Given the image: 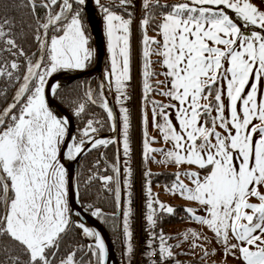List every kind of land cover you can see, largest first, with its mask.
I'll use <instances>...</instances> for the list:
<instances>
[{
	"label": "snow or ice",
	"instance_id": "snow-or-ice-1",
	"mask_svg": "<svg viewBox=\"0 0 264 264\" xmlns=\"http://www.w3.org/2000/svg\"><path fill=\"white\" fill-rule=\"evenodd\" d=\"M86 3L9 0L0 6V264H106L102 233L83 213L113 228L121 255L131 264L130 169L124 167L121 183L119 148L111 164L100 154L105 169H111L108 175L100 172V160L83 180L80 173L73 176L71 165L112 142L122 146L127 165L131 121L124 101L130 99L137 0H95L108 60L95 77V88L93 77H88L87 88L84 81L67 83L72 80L68 74L87 70L96 53L83 16ZM20 9L26 10L23 21L10 15ZM139 9L142 157L175 164L177 171L169 174L173 179L164 190L189 202L174 206L161 201L152 192L151 177L164 174L145 168L148 236L141 255L149 264H191L177 255H195L197 248V259L210 254L199 243L209 240L201 232L185 229L178 233L183 241L170 244L174 237L156 230L166 214L179 211L181 219L206 226L225 255L238 256L243 264H264V0H139ZM148 28L159 39L149 37ZM153 63L163 71H155ZM156 75L164 76L156 81L163 88L151 83ZM113 92L116 107L108 99ZM153 92L169 102L150 99ZM149 103L152 125L170 147L149 146L159 142L147 136ZM90 106L106 115L88 111ZM106 126L113 134L99 136ZM93 180L109 194L114 211L105 213L82 195L81 186L86 193ZM121 209L122 228L117 217ZM189 239L193 251H173Z\"/></svg>",
	"mask_w": 264,
	"mask_h": 264
},
{
	"label": "trees",
	"instance_id": "trees-1",
	"mask_svg": "<svg viewBox=\"0 0 264 264\" xmlns=\"http://www.w3.org/2000/svg\"><path fill=\"white\" fill-rule=\"evenodd\" d=\"M6 2H9V0H0V6H2V4L6 3ZM94 2H95V0H94ZM109 2L115 3L116 1H102V3H109ZM162 2H164V1H162ZM169 2H170V0H169ZM25 13H26V10L20 9V10H13L12 12H10V15L15 16L17 21H23L24 19H26V14ZM0 14H2V12H0ZM139 14H140V9H139L138 14H137V19H134L133 22H132V25H131V72H132L131 76H133L134 67H135V63H136V67H137L138 73H139V96H140V99H141V76H140V49H141L140 40H141V34H140L139 26H138ZM83 16H84V13H83ZM147 33H154L155 34L156 32L153 31L152 28H148ZM151 60L152 61H156L157 57L151 58ZM151 67L155 71L161 72L160 64L153 63L151 65ZM154 77L155 76L151 77V82H152L154 87L158 88L157 87V83H156V78L154 79ZM94 80H96L95 77H93V79L91 81L92 86H93ZM78 81H84V87L87 88V86H88V77L74 79L71 82H69L68 84H74V83H76ZM153 93H155V92H153ZM62 94L68 95L69 93H67V90H64L62 92ZM114 94L115 93L113 92L112 93L113 97H114ZM71 95H76V93H72ZM66 109H68V108H66ZM68 111L71 113V111L69 109H68ZM88 111H91V112L96 113L98 115H106V114H104L102 112V109L96 108V107H91L90 106ZM71 115H72V113H71ZM85 119H87V114L85 115ZM76 125H77V121L74 119L75 130H76ZM109 131H110V128L108 126H106L99 133H106V132H109ZM101 153H105V155L107 156V159H108L110 164L115 162V156H116L117 152H116V149H115L113 143H110L106 147L105 146H98L96 149L90 151L87 154H84L82 156V158L80 159V161L78 163L77 173H80V177L79 178L81 180H83L88 175V169L89 168H92L93 171L96 170L95 167H94V161H96V160H100V172L102 174L108 175V174L111 173V169L110 168L109 169H105V161H104V158L101 157V155H100ZM174 172H176V170L166 169V168L158 170V171H155V172H152V173H163L164 174V175H160V176L153 175L151 177L152 185L157 184V181H159L160 184H165L166 181L172 180L173 177L171 175H169V174L170 173H174ZM120 176H121V182H122V175L120 174ZM81 193H82V195L90 196L93 200H95L97 206L101 207V209L105 213H110V212L114 211V208H113V206H112V204L110 202L111 198L109 197V194L106 191H102L100 189V181L93 180L91 185L87 189L86 193H85V189H84V187L82 185L81 186ZM98 193H99V198L97 196ZM117 217H118V223L121 225V217L120 216H117ZM181 220H183V219H181V216L167 215L166 214L164 216L163 223L164 222L176 223V222H179ZM163 223H162V225H163ZM102 224L105 226V228L107 229V231L109 232V234H110V236L112 238L113 244H114L115 249L117 251L119 264H125L126 260L121 255V253L123 251L121 242H120V240H118L116 238L117 233L113 230V228L111 226L106 225L103 222H102ZM84 243H85V241H84ZM210 264H216V263H210Z\"/></svg>",
	"mask_w": 264,
	"mask_h": 264
},
{
	"label": "built area",
	"instance_id": "built-area-1",
	"mask_svg": "<svg viewBox=\"0 0 264 264\" xmlns=\"http://www.w3.org/2000/svg\"><path fill=\"white\" fill-rule=\"evenodd\" d=\"M138 8H139V2H138L137 9ZM128 94L130 95V99L127 101H124V105L129 108V112H130L131 150H130V153L128 154L127 165H126L125 164L126 157L123 153L122 146H120L118 166L120 169V174L122 175V182H123V176L125 175L123 171L124 167L127 166L130 169L127 175L129 177V186H130L129 188V191H130L129 226L132 231L131 242H132V248H133V252L131 255V264H149V258H143L141 255L142 251L144 250L145 241L147 240V236H148V233H147L148 225L146 224V221L144 219V216L148 210L145 206L144 193H143V184H144L143 171L145 170L146 167L142 165L141 154H140L141 125H140V112H139L138 76L136 72L134 76L131 78ZM117 111H118V108H117ZM151 188H152V192L156 194L154 187L152 185V182H151ZM120 217H121V228H122V224H123L122 209L120 210ZM160 228H162L161 224L158 223L156 230L159 231ZM165 234L167 233L165 232ZM168 243L172 244L171 240H169ZM150 259H153V260L156 259V254L153 253ZM176 259L179 260L178 256L176 257ZM125 264H128V261Z\"/></svg>",
	"mask_w": 264,
	"mask_h": 264
},
{
	"label": "rangeland",
	"instance_id": "rangeland-1",
	"mask_svg": "<svg viewBox=\"0 0 264 264\" xmlns=\"http://www.w3.org/2000/svg\"><path fill=\"white\" fill-rule=\"evenodd\" d=\"M147 35L149 37H153L156 34L147 33ZM155 57H157V56L153 55L151 58H155ZM158 77H159V75H156L154 77V79L156 78V80L158 81V79H157ZM94 85H95V83L93 82V86ZM114 96H115V94H114ZM149 96H150V99L156 100V101H158L159 99H162V95H158L156 93H150ZM150 105H151V103H149L147 105V110L150 109V107H151ZM149 136L150 137H153V136L157 137L155 135L154 131ZM140 138H141V136H140ZM151 144L152 143H150L149 146L154 148V146H151ZM150 155L151 156H155L157 158V160H159V154L158 153H151ZM141 160L143 161V163L146 166V168L148 170H150L151 172L158 171L161 168L163 169V167H161V166H163L161 163L153 162L151 159H148V160L145 161L142 156H141ZM183 167H188V166H183ZM174 169H176V168H174ZM180 179H184V177L181 176ZM187 182L188 181L185 180V183H187ZM153 187H154L155 193L159 195V199L161 201H164V202L169 203V204L174 205V206L186 205V204L189 203V202L179 198L178 196H174V195L166 192L164 190V184H160V183L158 184L157 183V184H154ZM196 214L200 215L202 213L197 211ZM175 215L181 216L182 214L179 211H177L175 213ZM161 227L168 235L174 237V239H171L172 244H176L177 241H183V236L179 235L178 233H181L185 229H189V228L194 229V230H196L198 232H201L203 235H205V236H207L209 238L208 241H203V240L199 241V243L205 244V246L208 248L209 253H210L208 256L202 257L200 259H197V257H199L200 253H201V249L197 248V249L194 250L195 253H196L195 255H191V254L183 255V256L182 255H178L180 257V260L183 257V260H181V261L191 262V264H210V263H216V264H239L238 256H233L231 254H228V255L224 254L222 244L216 243V240H213L214 235H213V233L211 231H209L207 229L206 226H202V225H200L197 222H194V221H191V220L185 218V219H183V220H181L179 222H176V223L164 222L163 225L161 224ZM189 243H190V239L188 241H184V242L180 243L179 247L174 248V251L175 252L178 251L177 253L181 252V250H184L186 252L193 251L192 249H189V247H188ZM213 248L216 249L214 254H212V252H211V250ZM125 260L127 262V259H125Z\"/></svg>",
	"mask_w": 264,
	"mask_h": 264
},
{
	"label": "water",
	"instance_id": "water-1",
	"mask_svg": "<svg viewBox=\"0 0 264 264\" xmlns=\"http://www.w3.org/2000/svg\"><path fill=\"white\" fill-rule=\"evenodd\" d=\"M84 18L88 23V30L91 35V44H92V47L96 49V53L94 54L92 64L87 70H79L76 73L68 74L72 76V80L77 79V78H83V77H98L102 75L105 64H106V52H105L104 38H103V33H102L101 17L99 15V12L97 10L94 0H87L86 6H85ZM61 79L64 80V78H61ZM72 80L67 81V83L71 82ZM108 99L112 103L113 107H115L112 94L109 95ZM63 114L68 116L69 118L72 117L71 113L66 108H63ZM72 131H75L74 119L72 120ZM118 133H119V120H118V114H117V130L115 133L117 137H118ZM112 134L113 133L109 131L106 133H99V136L110 137ZM112 143L114 144V147L117 152L118 144L116 142H112ZM82 156H80V158L77 159V161L71 165L73 176L77 175L78 163L80 159L82 158ZM73 191H75L74 182H73ZM73 200H75V196L73 197ZM76 209H79L78 204L75 205L74 210ZM83 215L87 219L90 225L95 226L97 230L102 233V236L105 240L106 248H107L106 264H119L117 251L113 244L112 238L109 232L107 231V229L105 228V226L102 224V222L98 218L90 217L88 213H83ZM119 215H120V211H117V216ZM84 241L85 243H88L87 239H85Z\"/></svg>",
	"mask_w": 264,
	"mask_h": 264
},
{
	"label": "crops",
	"instance_id": "crops-1",
	"mask_svg": "<svg viewBox=\"0 0 264 264\" xmlns=\"http://www.w3.org/2000/svg\"><path fill=\"white\" fill-rule=\"evenodd\" d=\"M102 1H116V0H101V2ZM162 1H164V0H162ZM251 2H253V3H259V0H251ZM101 25H102V19H101ZM102 33H103V26H102ZM156 35L155 36H157V33H155ZM103 38H104V45H105V52H106V42H105V37H104V34H103ZM157 39H159V37L157 36ZM108 65V60H107V52H106V66ZM105 66V67H106ZM160 70L161 71H163V69L161 68V66H160ZM131 74H132V72H131ZM158 79V81L160 80V81H162V80H164L165 78H164V76H162V75H159V77L157 78ZM157 81V80H156ZM157 87L158 88H163L164 87V85L163 84H157ZM169 99L170 98H166V97H164V96H162V99H159L158 101H160V102H163V103H168L169 102ZM204 101H201V103H203ZM176 103H178V102H176ZM151 107H150V109L149 110H147V126H146V131H147V136L148 137H150L149 135L151 134V133H153V131H154V133H155V135L157 136V138L159 139V133H158V130L156 129V128H154L153 127V125H152V118H151V113H152V105H150ZM140 108H141V103H140ZM141 114V113H140ZM173 122L175 123V119H174V115H173ZM151 146H154V148H160V147H165V148H167V147H170L171 145H168V144H166L162 139H159V142H157V143H152L151 144ZM141 155H142V136H141ZM159 159H160V157H159ZM142 164L144 165V163H143V161H142ZM163 166H161V167H163V169H172V170H177V166L175 165V164H172V163H167V164H165V163H161ZM145 166V165H144ZM183 166H187V165H182V167ZM146 167V166H145ZM174 168H176V169H174ZM162 169V168H161ZM160 169V170H161ZM213 240H215V238L213 237ZM214 242V241H213ZM178 252V251H177ZM183 256V255H182ZM180 258V257H179ZM181 260H183V257L181 258ZM238 262H239V264H243V261L238 257Z\"/></svg>",
	"mask_w": 264,
	"mask_h": 264
}]
</instances>
